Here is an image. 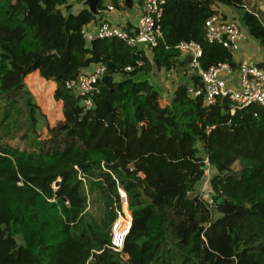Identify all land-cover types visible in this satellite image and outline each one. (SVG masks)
Listing matches in <instances>:
<instances>
[{
  "label": "trees",
  "instance_id": "1",
  "mask_svg": "<svg viewBox=\"0 0 264 264\" xmlns=\"http://www.w3.org/2000/svg\"><path fill=\"white\" fill-rule=\"evenodd\" d=\"M121 1L113 3L126 8ZM215 3L237 9L264 49V0H165L152 56L119 38L87 42L82 29L98 18L68 0H0V264H264V107L233 112L229 97L206 105L189 92L201 81L176 47L194 40L204 68L237 66L205 37ZM98 63L107 66L98 92L67 88ZM155 69L184 73L170 99L151 81ZM37 70L63 102L54 126L25 82ZM114 126L152 146L129 154L111 139ZM186 142L203 153L189 154ZM207 162L218 170L212 203L192 195ZM119 187L133 223L115 252Z\"/></svg>",
  "mask_w": 264,
  "mask_h": 264
},
{
  "label": "built area",
  "instance_id": "2",
  "mask_svg": "<svg viewBox=\"0 0 264 264\" xmlns=\"http://www.w3.org/2000/svg\"><path fill=\"white\" fill-rule=\"evenodd\" d=\"M140 3V16L136 25L125 28L110 20H102L95 30L88 25L82 29L83 37L87 42L95 38H119L127 44L151 50L160 44L163 31L160 19L164 11L165 0H138ZM216 3L214 4V6ZM213 6V7H214ZM109 6V9H113ZM205 37L212 43L222 44L233 53L240 49L247 40V32L235 17L223 15L214 7V12L205 21ZM181 55L188 58L190 73L196 74L201 83L191 84L189 92L197 97L204 96L206 105L214 104L218 98L229 97L232 102V111L252 103L264 107V68L255 61L242 60L236 67L228 62H220L209 68H204L201 63L203 47L197 41L182 40L176 46ZM141 65V62H138ZM77 78L70 79L66 86L72 92L86 96L99 91L97 83L107 71L103 63L93 64ZM128 66L127 70H133ZM85 104L93 105L91 98L85 99ZM121 206L116 208L117 218L111 226L110 248L121 252L126 236L128 235L133 217L129 207L128 195L123 187L118 188ZM212 189L210 188V197Z\"/></svg>",
  "mask_w": 264,
  "mask_h": 264
},
{
  "label": "rangeland",
  "instance_id": "3",
  "mask_svg": "<svg viewBox=\"0 0 264 264\" xmlns=\"http://www.w3.org/2000/svg\"><path fill=\"white\" fill-rule=\"evenodd\" d=\"M75 2L76 8L79 7L83 2V0H72ZM106 4H114L113 0H104ZM264 9V4L261 5ZM216 9H218L219 12H221L225 16L229 17H235L239 20V12L237 9L233 7H229L227 5H224L222 3H216L214 6ZM123 7H118L114 12L115 15L118 14H124L126 17L134 14L138 11V4L135 2L134 9H128L126 11ZM120 16V15H119ZM244 27V26H243ZM246 29V27H244ZM247 35H249L250 39L252 40L250 43H243L239 50L234 52V58L237 61H240V59L243 57L246 60L255 59L257 62L261 61V59L264 57V49L262 48L260 42L249 34L247 31ZM191 71V70H190ZM183 72H167L166 70H157L155 69L153 72H150V79L158 85V87L161 89L164 100L170 99L172 96V93L176 86L178 85L181 77L183 76ZM118 78L120 76H117ZM25 82L28 86V88L31 90V92L34 94L38 104L42 108V111L44 114H46L47 121L54 126L58 121L63 120V102L61 100L56 99L55 97V91L57 88V83H54V85L50 82H47L40 77L37 73L30 75L28 78H25ZM114 130H111V139L115 143V145H119L125 149L128 150V153L130 154L131 150H135V155H139L141 153H145L149 150V148L152 146L151 144H148V141L146 140V143L144 142V138L141 134L135 135V131H131L128 129H120L117 126H114ZM109 130V129H108ZM105 130V131H108ZM129 132V133H126ZM43 134H47L46 128H44ZM110 136V134H109ZM145 143V146H142V144ZM161 144H165V146H168L169 143L166 141L161 142ZM197 148L198 151L202 154V148L200 144H197L195 147L189 143H184V149L191 155H194ZM130 151V152H129ZM208 161V160H206ZM208 167H206L205 176L203 179L197 184L194 192L192 193L195 198H204L208 202L212 203L210 195V179L211 177L217 173V169L209 165L207 162ZM240 164L239 162L234 164V168H239Z\"/></svg>",
  "mask_w": 264,
  "mask_h": 264
},
{
  "label": "crops",
  "instance_id": "4",
  "mask_svg": "<svg viewBox=\"0 0 264 264\" xmlns=\"http://www.w3.org/2000/svg\"><path fill=\"white\" fill-rule=\"evenodd\" d=\"M135 2H137V4H138V11L134 14V16H132V15H130V16H128V17H126L123 13L122 14H118V15H115L114 14V12H112V11H115L116 9H118V7L116 6V5H114V4H107V6H108V8L107 9H105V11L107 12V14L106 15H103L101 18H98L96 21H92L91 23H89L88 24V27L91 29V30H95L96 29V27H97V25L102 21V20H110L111 22H113V23H115V24H117V25H120V26H122V27H125V28H131L133 25H136L137 24V22H138V19H139V16H140V12H141V8H140V3H139V1L138 0H134V3H133V7L131 8V9H134V6H135ZM80 3H82V2H80ZM121 3L122 4H124L123 3V1H121ZM68 4H72L73 5V8H72V11H74V12H77V11H79V10H81L82 9V4L81 5H79V7H77L76 8V4H75V2H73L72 0H68ZM109 6H113L114 8L113 9H109ZM124 9H126V11H128V9H130V8H124ZM125 11V12H126ZM120 15V16H119ZM248 36V38H247V40H245L244 42L245 43H250L252 40L250 39V37H249V35H247ZM252 37V36H251ZM243 42V43H244ZM242 43V44H243ZM244 45V44H243ZM147 50V53H148V55L149 56H152V51L151 50H148V49H146ZM234 54V53H233ZM234 60L237 62V64L240 62V61H242V60H246L245 58H241L240 59V61H237L235 58H234ZM250 61H255V62H257L255 59H250ZM261 62H264V57L261 59V61H259V62H257V63H261ZM91 67L92 66H90V67H88V68H86V69H84L83 71H86V70H88L89 68L91 69ZM34 73V72H33ZM38 74V75H40V73H39V71L37 70V71H35V74ZM41 76V75H40ZM51 81H53V80H51ZM152 81V80H151ZM153 82V81H152ZM54 83H56V82H54ZM154 83V82H153ZM177 87V86H176ZM64 111V110H63Z\"/></svg>",
  "mask_w": 264,
  "mask_h": 264
},
{
  "label": "water",
  "instance_id": "5",
  "mask_svg": "<svg viewBox=\"0 0 264 264\" xmlns=\"http://www.w3.org/2000/svg\"><path fill=\"white\" fill-rule=\"evenodd\" d=\"M99 3L100 0H83L82 2V9H88L91 11L97 18H101L103 15H106L107 12L105 10L99 9ZM124 5L127 8H132L134 0H123ZM208 167V165H206ZM56 185H59V182L56 183Z\"/></svg>",
  "mask_w": 264,
  "mask_h": 264
}]
</instances>
